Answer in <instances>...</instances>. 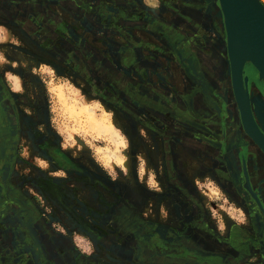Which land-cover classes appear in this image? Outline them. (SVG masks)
<instances>
[{
	"label": "flooded vegetation",
	"instance_id": "obj_1",
	"mask_svg": "<svg viewBox=\"0 0 264 264\" xmlns=\"http://www.w3.org/2000/svg\"><path fill=\"white\" fill-rule=\"evenodd\" d=\"M0 23L160 143L157 188L137 198L113 192L109 201L97 192L102 210L84 204V219H73L86 234L80 251L18 183H7L17 164L33 165L24 136L51 170L78 171L30 128L26 101L0 75V264H264V156L233 121V107L239 118L216 0H155L153 7L144 0H0ZM249 68L242 73L248 93L252 83L262 92ZM199 100L207 114L194 110ZM257 101L254 119L264 136V103ZM205 176L237 202L244 226L219 233L209 221L196 186Z\"/></svg>",
	"mask_w": 264,
	"mask_h": 264
},
{
	"label": "rangeland",
	"instance_id": "obj_2",
	"mask_svg": "<svg viewBox=\"0 0 264 264\" xmlns=\"http://www.w3.org/2000/svg\"><path fill=\"white\" fill-rule=\"evenodd\" d=\"M259 1L264 6V0ZM144 3L153 7L155 0ZM25 40L13 25L0 23V75L11 91L26 101L22 111L30 128H36L56 144L74 162L78 172L51 170L34 149L28 148L30 141L24 136L23 154L33 165L17 164L12 181L7 183L10 187V183H18L19 192L38 205L48 225L56 229V225L62 224L68 233L60 235L84 252V242L80 241L85 240L86 234L74 222L84 219V204L102 210L97 206V192L109 201L113 192L137 198L147 194L146 189L157 188L153 180L159 171V139L115 113L110 105L94 97L91 88L76 73L65 71ZM248 73L255 80L256 73L251 67ZM257 83L262 92L252 83L249 97L258 120L257 100L264 103V86L261 81ZM261 108L264 114V106ZM232 117L240 130L234 107ZM84 170L93 183L84 180ZM191 171L188 170L190 174ZM39 178H45L40 186L35 183ZM196 186L200 187L209 221L219 233L232 223L245 225L242 209L214 179L205 176ZM148 207L147 202L145 208ZM53 217L60 222L56 223ZM63 227L58 226L59 231Z\"/></svg>",
	"mask_w": 264,
	"mask_h": 264
},
{
	"label": "water",
	"instance_id": "obj_3",
	"mask_svg": "<svg viewBox=\"0 0 264 264\" xmlns=\"http://www.w3.org/2000/svg\"><path fill=\"white\" fill-rule=\"evenodd\" d=\"M224 32L231 96L242 132L264 156V136L255 123L243 68L248 64L264 86V6L258 0H216ZM7 196V194H6Z\"/></svg>",
	"mask_w": 264,
	"mask_h": 264
},
{
	"label": "crops",
	"instance_id": "obj_4",
	"mask_svg": "<svg viewBox=\"0 0 264 264\" xmlns=\"http://www.w3.org/2000/svg\"><path fill=\"white\" fill-rule=\"evenodd\" d=\"M194 110L199 114H207L208 112L207 106L201 100L194 103Z\"/></svg>",
	"mask_w": 264,
	"mask_h": 264
},
{
	"label": "bare ground",
	"instance_id": "obj_5",
	"mask_svg": "<svg viewBox=\"0 0 264 264\" xmlns=\"http://www.w3.org/2000/svg\"><path fill=\"white\" fill-rule=\"evenodd\" d=\"M259 1V0H258ZM260 2V1H259ZM261 3V2H260Z\"/></svg>",
	"mask_w": 264,
	"mask_h": 264
}]
</instances>
